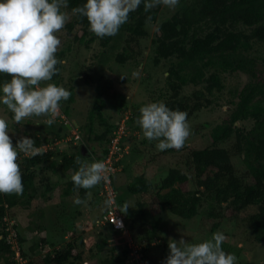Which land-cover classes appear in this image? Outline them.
<instances>
[{
	"label": "trees",
	"instance_id": "1",
	"mask_svg": "<svg viewBox=\"0 0 264 264\" xmlns=\"http://www.w3.org/2000/svg\"><path fill=\"white\" fill-rule=\"evenodd\" d=\"M84 3L86 0H68L67 9L71 10L74 7L82 6ZM178 11L171 21L160 24L157 29L158 32L167 30L166 37L165 35L162 37L158 35L156 39H159L158 47L161 55L176 60L175 64H171L173 66H171L170 72L174 71L178 74L175 76V80H169L167 84L169 95L163 103L170 109L186 112L188 118L197 111L207 108L210 102L202 97L199 90H195L189 96L183 95L181 93L183 87L203 84L205 90L210 91L211 86L208 83L213 81V85L218 89L220 86L219 77L225 72L242 73L248 77V81L239 91L233 93L235 99L227 102L231 106L227 122L215 128L216 132L212 138L213 145L203 149L190 150L188 154V161L193 171L191 184L196 190L185 192L174 187L175 184L188 181V177L176 167L170 168L165 177L159 181L155 186L154 194H151L152 185L143 175L135 177L124 189L128 195L148 196V199H152L154 209L157 212L167 211L170 215L184 220L194 218L198 214H203L210 219H219L222 209L220 206L223 204L225 209H229L234 215H238L235 218L240 219L239 222L244 227L245 243L250 245L262 243L264 241V108L259 102L257 103V99L264 96V82L258 78L254 70L255 65L258 64L256 60L243 56V51L237 50L236 45L239 40L264 43V0H191ZM148 16H151L153 20L155 12L151 9L146 13L142 3L136 11L129 14L128 22L131 25L125 23L120 28L121 31L130 35L123 41V50L130 57H132L131 53L134 50L133 46L138 45L136 39L146 35L143 24ZM75 18L73 23L81 25L85 29L89 25L85 17L75 16ZM170 25L173 26L171 29ZM240 26L248 29L249 33L246 34L239 30ZM66 28L69 30L71 25L67 24ZM206 30H211L212 33L203 34ZM213 39L217 41H213ZM214 42L222 43L214 54L209 55L208 50ZM229 45L230 48H227ZM205 59L206 61H203ZM260 63L264 66V58L260 59ZM57 68L60 70V64L57 65ZM204 70H208L206 78ZM76 71L80 72V68L76 67ZM95 72L97 79L88 74L82 76L84 81L90 82L95 87V100L87 114V123L84 128L88 135H86V140H92L102 145L99 155L92 157L89 151L87 152L83 142L78 146L76 155L61 154L58 155L59 160L54 161L55 155L50 150H43L42 147L44 144H50L54 139L58 140L70 133L64 124L55 129L52 128L53 125L47 126V131L40 132L38 136L28 134L44 154L33 158L19 157L18 163L24 186L23 195L0 194V264H19L20 262H23L22 264H82L86 260L84 254H88V258L91 259L98 255L107 243V238L102 237V231L98 230L96 237L102 239H100L99 244L95 245V251L90 254V251L84 248L83 240L77 238L75 232L70 228L63 235L66 237L69 233L70 239L63 240V243L57 248H54L55 244L47 238L35 240L33 245L25 247L24 240L17 232L16 220L18 218L12 213L13 210L28 211L29 217L35 216L39 220L32 230L42 233L44 231L41 219L43 218L42 210L35 207L33 212H30V207L33 200L43 199L47 192H52L57 187L54 182H50L49 174L58 175L61 178L65 177V174L69 175V173L72 176L78 168L75 163L78 158L81 161L93 160L96 162L105 157L108 148L107 141L112 137L114 131L110 137L108 136L114 125L105 124L107 129L100 134H93L90 139L89 135L93 133L94 117L98 116V111L95 109L96 103L105 96V102H112L120 109L126 106V102L121 94L108 89L107 81L102 73ZM57 78L58 74L51 81L55 83ZM9 79V76L0 74V86ZM108 90L109 92H107ZM70 100L71 98L66 102L68 103ZM130 109H133L130 114L131 119L138 114L139 109L134 106ZM245 121H251L248 130L234 126V123ZM120 139L119 147H122V140L120 141ZM228 142L230 144L227 146L221 145ZM81 148H84L88 155L83 154ZM234 156L240 157V162L250 178L249 182L238 176L237 168L232 164ZM258 162L262 163L263 168L256 172ZM113 175H111V180L115 191V203L119 207L123 205V199L120 200L116 197L117 192L113 180L116 174ZM41 187L44 190L39 193L38 189ZM98 192L99 185H97L94 195L101 199ZM85 195L86 190L75 189L70 178L62 183L57 196L58 202L67 205V203L74 204L73 201L77 197L83 200ZM102 204L104 205V202ZM252 208H254L253 212L245 215V212ZM99 210L97 211V218L105 211V207H101ZM128 217L127 214L122 213L124 229L131 242L141 246V240L134 234L132 226L128 224ZM9 222H12L11 226H9ZM64 222L67 223V221ZM217 224L218 222L214 224L211 230H214ZM105 225L109 233L123 235L113 232L110 225ZM10 230L13 231L12 238L16 251L11 248L7 241ZM149 246V241L146 240V244L139 247L137 253L141 261L154 264L150 256L153 248ZM122 247L120 252H117L112 245L111 250L106 252L108 257L98 259L97 264H133L129 261L131 258L125 238ZM221 247L226 253L234 250V247L227 246L225 242ZM44 248H47L48 251L42 255L40 251ZM34 254H36V258L33 257Z\"/></svg>",
	"mask_w": 264,
	"mask_h": 264
},
{
	"label": "rangeland",
	"instance_id": "2",
	"mask_svg": "<svg viewBox=\"0 0 264 264\" xmlns=\"http://www.w3.org/2000/svg\"><path fill=\"white\" fill-rule=\"evenodd\" d=\"M190 1L179 0V4L174 10L162 5L153 8L155 16L151 24L147 22L143 24V30L146 35L136 39L138 45L133 46L132 57L123 50V41L130 36L127 32L119 30L114 36L99 38L89 30V25L85 29L83 26L73 23L76 18L71 15V10L63 9L71 17L67 23L71 25V28L68 30L66 24L65 28L56 34L61 40L56 57L58 60H62L63 63L60 64L58 78L55 83L52 81H49V83L62 86L72 93L71 100L68 103L66 101L61 102L60 114L55 118L52 126L55 129L64 124V127L69 129L70 133L58 140L54 139L50 144H44L42 148L43 150H50L55 155L54 161H58V155L61 154H66L67 156L76 155L78 146L83 142L87 152L89 151L92 157L99 155L102 145L92 140H86L87 134L84 128L87 123V114L95 100V87L90 82L84 81L82 76L88 74L97 79L95 71L102 73L107 81L108 89L121 94L124 97L126 106L119 109L111 101V103L107 101L106 103L104 101L105 96L101 97L96 103L95 109L98 111V116L94 117L93 133L89 137L91 139L93 134L97 135L103 130L105 131L107 129L105 124L114 125L108 137L111 136L113 131H117L118 127H122L123 135L120 136L122 147H120L119 153L115 157V170L113 173L114 175L116 174L115 176L113 175L114 187L117 192L116 197L120 200L123 199V205L125 203L128 204V224L132 226L134 234L141 240L140 245L144 246L146 240H148L149 247L153 248L150 253L153 263L164 264L169 255L168 243L171 240L179 241L184 239L190 243H200L211 239L214 233L221 232L226 237L224 242L227 246L234 247V250L228 253L236 256L237 264H264V241L254 245L245 243L244 227L239 222L240 219L235 218L238 215H234L232 211L225 209L223 204L220 206L222 209L219 219H210L203 214H198L194 218L184 220L170 215L167 211L157 212L154 209L155 206L152 199H148V196L128 195L124 189L135 177L143 175L152 185L151 194H154L155 186L159 181L165 177L170 168L176 167L183 175L188 177V181L182 184H175L174 187L180 188L185 192L196 190L194 185L191 184L193 182V171L188 161V154L190 150L203 149L213 145L212 138L216 132L215 128L227 122V116L231 109L227 102L234 100L233 93L239 91L248 81V77L242 73L225 72L219 77L220 86L218 89L213 85V81L208 83L211 86L210 91L205 90L203 84L197 86L189 85L182 88L181 93L188 96L195 90H199L202 97L210 102V105L187 118L191 135L187 139L185 146L180 150H158L156 147L158 141L146 139L141 128L136 123L140 115L139 111L134 118L130 119V114L133 112V109H130L132 106L140 109L148 103L164 102L167 99L169 95L167 84L169 80H175V76L178 74L174 71L170 72V68L173 66L171 64H175L176 60L172 57L161 55L159 51V39H156V37L158 35L161 37L165 35L166 37L167 30L158 32L157 29L160 24L171 21L173 16L179 12L178 10ZM127 24L131 25L130 22H127ZM172 27L170 25V29ZM238 29L246 34L249 33V30L244 27L240 26ZM207 32L212 33L211 30H206L203 34ZM213 41L217 40L213 39ZM221 43H212L213 45L208 50L209 55L214 54ZM227 48H230V45ZM236 49L242 50L244 52H242L243 56L256 60L258 64L255 65L254 70L258 78L264 82V66L260 63V59L264 58V43L254 42L253 40L246 42L239 40ZM136 53L138 54L135 55ZM203 61H206V59ZM76 67L80 68V72L76 71ZM204 71L206 78L208 70ZM133 72H139V76L134 77ZM257 100V103L259 102L264 108V96ZM12 117L13 113L0 103V118H4L9 124V135L13 146L16 145V142L21 137L30 138V134L38 136L40 132L47 131L48 125L44 123L46 117H33L22 121L21 124H15ZM27 121L29 122L27 123ZM234 126L248 130L251 126V121L237 122L234 123ZM74 135L79 140L74 139ZM232 139L234 138L232 137ZM229 144L230 142L221 145L227 146ZM85 151L83 154L88 155ZM22 156L25 155L21 153L19 157ZM240 160L239 156H234L232 164L237 168L238 176L249 182L250 178ZM82 162L90 164L93 160H82ZM115 163L118 165H115ZM257 166L256 172L263 168L261 162H258ZM49 178L50 182H54L57 187L52 192H47L43 199L33 200L30 207V212H33L35 207L42 210L43 218L41 219L44 229L42 233L32 230L35 223L39 222L35 216L29 217L27 215L28 211H12L18 218L16 220L17 232L24 240V246L29 247L33 245L35 240L47 238L55 244L54 248H57L63 243V240L70 239L69 233L66 237H63V235L65 231L71 228L75 232V236L83 240L84 248L88 249L90 254L95 251V245L99 244L100 239H102L96 237L98 230L102 231V237L107 238L106 245L98 255L91 259L88 258V254L83 255L86 260L82 264H97L98 259L108 257L106 252L111 250L112 245L117 252H120L124 244L123 235L109 233L108 228L105 227L106 225L101 224V216L98 218L96 216L97 211H100L101 207L104 208L100 201L101 199L94 195L97 186L86 190V195L83 198L85 203L81 205L67 203L65 205L58 202L57 195L62 183L69 180L71 174H65V177L61 178L50 173ZM43 190V187L38 189L39 193L43 192ZM253 210L254 208L247 210L245 215L253 212ZM64 221H67V223ZM92 222H94V225H92ZM216 222H218L217 226L214 230H211ZM125 242L127 249H129L127 240ZM132 244L136 247V251L141 247L134 242ZM46 251H48L47 248H44L40 252L43 255ZM33 257L36 258V254ZM129 261L132 263L131 259ZM22 263L20 262L19 264Z\"/></svg>",
	"mask_w": 264,
	"mask_h": 264
},
{
	"label": "clouds",
	"instance_id": "3",
	"mask_svg": "<svg viewBox=\"0 0 264 264\" xmlns=\"http://www.w3.org/2000/svg\"><path fill=\"white\" fill-rule=\"evenodd\" d=\"M142 3L147 13L161 5L174 10L179 0H86L82 6L72 8L71 15L85 17L89 30L103 38L116 35L128 22L129 14ZM67 8L68 0H0V74L10 77L0 86V103L13 113L15 124L46 117L44 123L53 125L60 114L61 101L72 95L64 87L49 83L58 74L57 65L63 63L56 57L61 45L56 34L71 18L63 11ZM146 22L151 24L152 17L148 16ZM133 76L138 77L139 72H133ZM139 113L137 125L146 139L158 141V150H180L185 146L191 135L186 112L170 109L163 102H152L142 106ZM21 153L32 158L44 154L28 137H21L13 146L9 124L0 118V194L23 195L18 163ZM75 163L78 168L71 176L75 189L89 190L101 182H109L112 170L106 163L89 164L79 158ZM73 203L81 205L85 201L77 197ZM104 207L112 210L111 222L122 228V221L113 213L118 210L126 215L128 204L117 207L112 196L104 201ZM225 239L223 233L216 232L211 239L200 243L171 240L164 264H237L236 256L221 247Z\"/></svg>",
	"mask_w": 264,
	"mask_h": 264
},
{
	"label": "built area",
	"instance_id": "4",
	"mask_svg": "<svg viewBox=\"0 0 264 264\" xmlns=\"http://www.w3.org/2000/svg\"><path fill=\"white\" fill-rule=\"evenodd\" d=\"M72 134H75V133H72ZM121 135H123L122 127H118L117 131L112 133V137L108 141L107 153H106L105 157L101 160L102 162L106 163V165L112 170L110 173V176H109V182L108 183L101 182L99 184L98 196L101 198L102 202H104L106 199H108L109 197H112V196H114V198H115V191H114L113 186H112L111 175L114 173V170H115L114 162L116 161L115 157L119 153V150H120L119 139H120ZM74 139L79 140L76 135H74ZM113 215L115 216V218L117 220L122 221V224H123L122 212L117 210L113 213ZM101 220H102L101 224L110 225L113 232L123 234L125 240H127V246L129 248V256H130L133 264H147L146 262L140 260V256L138 255V253L136 251V247L132 244L131 239L129 238V235L127 234V232L124 229V224H123L122 228H117L111 222L112 210L105 208V211L101 215ZM11 225H12V222H9V226H11ZM12 232L13 231L10 230V233L7 237V241L11 245V248L14 251H16L17 249H16L15 243H14L13 238H12L13 237ZM15 256H17V253H15Z\"/></svg>",
	"mask_w": 264,
	"mask_h": 264
},
{
	"label": "water",
	"instance_id": "5",
	"mask_svg": "<svg viewBox=\"0 0 264 264\" xmlns=\"http://www.w3.org/2000/svg\"><path fill=\"white\" fill-rule=\"evenodd\" d=\"M82 149V152H84V148H81Z\"/></svg>",
	"mask_w": 264,
	"mask_h": 264
}]
</instances>
